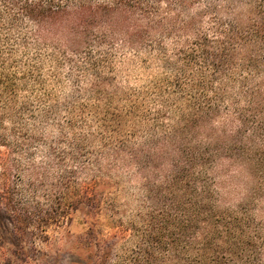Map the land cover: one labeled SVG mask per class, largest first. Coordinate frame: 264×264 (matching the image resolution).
<instances>
[{
	"label": "trees",
	"instance_id": "16d2710c",
	"mask_svg": "<svg viewBox=\"0 0 264 264\" xmlns=\"http://www.w3.org/2000/svg\"><path fill=\"white\" fill-rule=\"evenodd\" d=\"M167 40L182 44L176 58L168 56ZM118 51L137 53L147 75L125 97L105 89L113 82L104 74L115 64L110 55ZM64 65L73 78L93 72L89 90L105 102L92 112L101 133L68 141L70 159L83 141L105 142L102 163L95 162L89 186L80 183L78 200L101 217L109 210L102 200H117L112 181L125 170L146 181L144 202L156 182L171 195L159 191L162 206L136 222L140 264H264V219L244 206L247 200L221 205L213 174L223 162L236 163L264 191V0H0V87L46 90V78L58 82ZM77 106L67 113L76 115ZM8 108L17 119L22 107ZM2 166L14 169L11 161ZM4 175L0 200L17 222H55L68 191L60 188L63 178L41 206L23 195L29 184L32 194L34 185L48 184L46 169L40 181L11 180L6 191Z\"/></svg>",
	"mask_w": 264,
	"mask_h": 264
},
{
	"label": "rangeland",
	"instance_id": "374dc122",
	"mask_svg": "<svg viewBox=\"0 0 264 264\" xmlns=\"http://www.w3.org/2000/svg\"><path fill=\"white\" fill-rule=\"evenodd\" d=\"M164 46L168 56L176 58L182 44L174 48L173 40H167ZM110 56L115 58V64H108L104 73L113 80L110 86L105 87L110 94L114 95L113 91L118 89V96L125 97V93L144 85L147 75L144 74V62L137 53L118 51ZM77 59L84 64L82 57ZM49 71L46 67L44 76ZM153 71H158L157 66ZM92 73L77 74L80 76L73 78L68 66L64 65L59 71L58 82L52 74L46 78V90L32 85L0 87V171L9 179L3 183L4 191L11 180L19 183L40 181L43 169H46L48 184L42 190L34 185V194L26 191L29 184L23 197L32 198L43 206L47 200L46 193L52 197L57 195L58 190L52 184H59L63 178L60 188H68L67 195L60 199L59 214L53 219L56 223L51 224L41 221L21 225L9 205L0 200V261L5 264H140L137 259L140 257L141 238L136 229L141 227L136 222L143 218V214L162 206V195L171 197L156 182L149 184L148 188L153 189L151 199L144 202L148 192L142 188L146 181L133 172L128 175L126 170L127 174L122 178L112 181L119 188L117 200H102L103 207L109 210L104 211L101 217L93 215V210L85 204L87 202L84 200L83 203L75 196L80 183L89 182L86 185L89 186L91 176L96 173L93 169L95 162L102 163V155L106 152L104 140L83 141L76 158L66 156L70 150L68 141L72 137L88 132L91 135L86 139H90L94 133H101L99 127L93 125L92 112L105 108V102L100 92L92 94L89 90ZM75 104L81 110L71 116L66 108ZM15 105L22 107L17 119L15 112L8 108ZM108 109H113V106H108ZM33 129L38 132L34 136ZM63 135L68 138L63 139ZM6 161H11L14 169L3 171L2 164ZM213 174L219 187L221 205L247 200L249 205L244 206L264 219V191L257 189V177L249 168L227 161L218 165ZM149 176L153 180L152 175ZM254 190L257 194L262 193L259 198L251 195ZM159 191L164 192L161 195ZM67 208L68 212L61 217ZM130 221L134 223L133 228Z\"/></svg>",
	"mask_w": 264,
	"mask_h": 264
}]
</instances>
